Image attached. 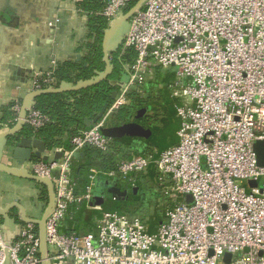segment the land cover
Returning <instances> with one entry per match:
<instances>
[{"label":"built area","instance_id":"obj_1","mask_svg":"<svg viewBox=\"0 0 264 264\" xmlns=\"http://www.w3.org/2000/svg\"><path fill=\"white\" fill-rule=\"evenodd\" d=\"M101 1L99 15L109 23L129 16L123 49L135 59L98 124L74 137L72 150H53L61 159L37 161L29 171L55 193L45 221L50 264H264V168L255 153L264 142V0ZM56 68L38 75L34 93L53 88ZM163 89L180 119L178 143L156 159L134 153L114 170L92 169L90 185L78 194L75 153H109L113 140L100 129L126 124L114 123L135 96L159 99ZM22 108L18 100L11 108L17 123ZM23 121L40 129L49 120L31 107ZM99 177L134 190L149 181L171 204L156 228L144 215L103 212L97 232L64 233L74 208L102 210L95 204ZM7 261L42 264L37 224L27 222L10 241L0 225V264Z\"/></svg>","mask_w":264,"mask_h":264},{"label":"trees","instance_id":"obj_2","mask_svg":"<svg viewBox=\"0 0 264 264\" xmlns=\"http://www.w3.org/2000/svg\"><path fill=\"white\" fill-rule=\"evenodd\" d=\"M79 7L88 14V32L91 39H89V43L80 47L79 54L81 56L79 59L67 61L57 66L53 76L52 87L54 89H60L65 84L77 87L81 82L96 80L101 74L107 72L108 65L104 62L103 39L104 33L109 29L110 25L109 21L99 15L104 8V4L101 0H85ZM134 59V51H124L123 47H120L110 55L112 71L106 80L77 91L45 93L36 96L33 109L40 111L49 121L40 129L25 125L19 135L43 142L45 148L49 151L56 149L72 150L71 140L80 133L91 129L85 125V121H93L102 112L105 105L110 107L113 104L112 95L114 92L118 93L119 87L112 86L111 82H120L126 78L125 68L130 66ZM144 101V99L135 96L133 105L128 109L122 110L117 115L114 124L118 125L135 121V114L138 113L137 109H147L146 115L138 122L152 130V137L149 140L131 138L113 140L111 150L106 154L90 147L75 153L71 163V177L77 183L78 194H83L90 185L92 169L102 172L114 170L120 159L128 158L134 153L145 154L152 152L156 159L161 152L178 143L177 132L179 123L176 120L177 114L174 102L170 98L168 90L163 89L159 99L150 100V110ZM158 106L164 113L166 111V118L163 119L162 123L166 126V142L163 147H160L161 144L154 140V133L158 127L154 128V117H152L151 113ZM5 120L9 121L11 127L17 123L15 114L10 110L6 112ZM153 175L154 169L151 166L149 177ZM117 183L118 188L123 193H126L125 198H114L109 194L105 195L109 191L110 182L102 177L97 180L95 193L97 196L102 195L101 197L105 201L102 210L131 217L144 215L145 209L140 207L142 200L140 191L143 183L138 185L139 192L137 194L127 184L120 181ZM45 187L46 185L43 184V188ZM87 211L85 203L76 209L74 208L70 213L71 217L65 220L62 231L64 233L78 232L81 234L89 232L92 229L91 219L100 217V214L97 211V213L89 212V218L87 217V220L84 221ZM14 218L17 222L18 216ZM3 223L4 219L0 215V225ZM151 225L153 224L151 223Z\"/></svg>","mask_w":264,"mask_h":264},{"label":"crops","instance_id":"obj_3","mask_svg":"<svg viewBox=\"0 0 264 264\" xmlns=\"http://www.w3.org/2000/svg\"><path fill=\"white\" fill-rule=\"evenodd\" d=\"M83 2L85 0H0V137L16 129L18 123L11 127L5 120L6 112L11 111L15 101L24 104L29 100L38 75L51 72L61 63L76 60L81 55L80 47L89 43V17L79 7ZM51 23L56 24L51 27ZM19 133L13 139L27 138ZM57 155L47 150L42 158L20 167L0 140V165L8 169L29 172L43 157L50 161ZM45 188L43 183L0 169V209H9L8 221L1 215L7 241L16 238L27 222L37 224L45 217L51 203L50 190L47 185ZM108 194L112 196L109 191L105 193ZM101 196L97 197L101 199ZM87 212L84 221L89 212L96 211ZM97 212L101 216L105 211ZM15 216H18L17 222ZM91 220L92 229L85 234L98 231L100 217Z\"/></svg>","mask_w":264,"mask_h":264},{"label":"water","instance_id":"obj_4","mask_svg":"<svg viewBox=\"0 0 264 264\" xmlns=\"http://www.w3.org/2000/svg\"><path fill=\"white\" fill-rule=\"evenodd\" d=\"M129 16L122 17L119 21H115L111 23L110 28L104 33V39H103V51H104V62L108 65L107 72L101 74L98 79L90 81V82H81L77 87H74L70 84L63 85L60 89H48L41 92L33 93L29 100H27L23 104L22 111L20 113V121L17 124L16 129L8 133L2 137H0L1 142H3V145H5L8 154L10 157H12L15 161L18 162V165L20 167H24L25 163H31L34 161V159H40L42 158V155L47 151L45 148V145L43 142L36 140V139H27V138H15L13 136H16L19 131L25 126V123L23 121L24 117L27 114V110L34 106V98L40 94L45 93H64V92H72L77 91L89 86H92L94 84H97L103 80H106L112 71V67L110 66V55L111 53L117 51L124 40V37L126 36L128 30H129V22H128ZM125 26V33L122 37V40H118V35L121 30V27ZM78 59L80 56L77 57ZM127 77L124 78L120 82H111L112 86H117L119 89L123 87L124 82H126ZM117 97V92H114L112 95L113 100H115ZM29 101V102H28ZM109 108L108 105H105L102 112L93 120L85 121V125L89 128L95 127L98 122L101 120V118L104 116L105 112ZM147 113V109H142L138 111L137 116L135 117V121L126 123L121 126H114L110 128H104L100 129V133L109 139L112 140H121L124 138H131V139H145L149 140L152 137V130L150 128L144 127L142 124H140L138 121L143 118ZM177 122L180 126V119L176 118ZM35 150V151H34ZM255 153L257 155V162L258 166L264 168V142H258L255 144ZM59 156H63L61 153L57 155V158L55 160H59ZM44 162H49L48 157H43ZM0 169L7 171L11 174L17 175L22 178L30 179L37 181L39 183H43L48 186L50 190V196H51V203L49 205L48 211L45 214V217L37 223L40 235H41V257H42V264H50V261L47 257V247H46V241H45V221L47 216L52 211L54 204H55V193L53 189L52 183L47 179H42L37 176L32 175L31 173L23 170H13L8 169L0 165ZM109 192L112 194L114 198H125L126 193H123L117 186V183H111L108 187ZM136 194L139 192V188L135 189ZM95 204L98 206H102L103 204V198L99 199V197L95 198ZM8 210H2L0 209V215H3L5 220H9L7 213ZM8 264V261L5 263Z\"/></svg>","mask_w":264,"mask_h":264},{"label":"rangeland","instance_id":"obj_5","mask_svg":"<svg viewBox=\"0 0 264 264\" xmlns=\"http://www.w3.org/2000/svg\"><path fill=\"white\" fill-rule=\"evenodd\" d=\"M109 25L111 24L109 23ZM124 33H125V26L121 27V30L118 35L119 41L122 40ZM144 102L148 105L147 108L150 110L149 105L151 101L145 100ZM165 113L159 106L156 107L155 110L151 113L152 117H154L153 118L154 128L158 127L154 133V140L157 143L161 144L160 147H163L166 142V136H165L166 126L162 124L163 119L166 118ZM142 185L143 186L140 191V196L142 199L140 207L142 209H145L144 217L147 218V221L152 223L156 228L157 224L155 223L161 220L163 210L171 204V201L170 199L164 198L162 193L158 191L156 188H154L151 184L149 185V181L148 182L144 181Z\"/></svg>","mask_w":264,"mask_h":264}]
</instances>
